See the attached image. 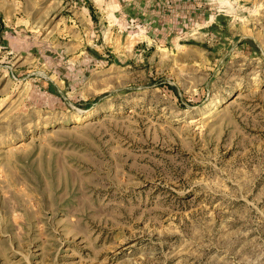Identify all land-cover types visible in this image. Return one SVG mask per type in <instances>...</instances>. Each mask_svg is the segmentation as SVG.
Listing matches in <instances>:
<instances>
[{"label":"rangeland","instance_id":"rangeland-1","mask_svg":"<svg viewBox=\"0 0 264 264\" xmlns=\"http://www.w3.org/2000/svg\"><path fill=\"white\" fill-rule=\"evenodd\" d=\"M0 264H264V0H0Z\"/></svg>","mask_w":264,"mask_h":264},{"label":"crops","instance_id":"crops-1","mask_svg":"<svg viewBox=\"0 0 264 264\" xmlns=\"http://www.w3.org/2000/svg\"><path fill=\"white\" fill-rule=\"evenodd\" d=\"M63 3H65L66 1H71V0H62ZM67 4V3H66ZM85 9L87 11H85ZM20 12H21V9H14V18L16 17V19L14 20V23L16 24V31L19 32L21 34V32H24L25 30H28V24H29V21L32 17L31 13L25 11L24 15H26V17H24L23 15L21 16H16V14H19L20 15ZM82 12L85 13V15L87 16V14L89 15L90 19L92 18L93 20V15H92V12H90L89 8L88 7H84L82 8ZM96 14V10H94V15ZM97 17V16H96ZM87 20L88 17H86ZM88 22V21H87ZM22 24H25V26H23ZM19 47V46H18Z\"/></svg>","mask_w":264,"mask_h":264},{"label":"trees","instance_id":"trees-1","mask_svg":"<svg viewBox=\"0 0 264 264\" xmlns=\"http://www.w3.org/2000/svg\"><path fill=\"white\" fill-rule=\"evenodd\" d=\"M88 8H89L90 12H92V15L95 17V15H94V7L92 5H89ZM111 61H113V60H110V62Z\"/></svg>","mask_w":264,"mask_h":264},{"label":"bare ground","instance_id":"bare-ground-1","mask_svg":"<svg viewBox=\"0 0 264 264\" xmlns=\"http://www.w3.org/2000/svg\"><path fill=\"white\" fill-rule=\"evenodd\" d=\"M90 113L92 114L93 112H92V111H91V112H87L86 115H88V114H90ZM94 113H95V112H94ZM74 116H75V115H74ZM77 117H78L77 119H81V116H80V117L77 116ZM83 117H86V116H82V118H83Z\"/></svg>","mask_w":264,"mask_h":264}]
</instances>
